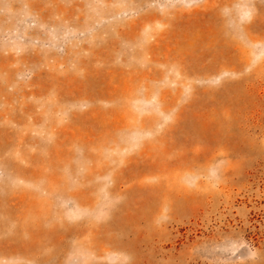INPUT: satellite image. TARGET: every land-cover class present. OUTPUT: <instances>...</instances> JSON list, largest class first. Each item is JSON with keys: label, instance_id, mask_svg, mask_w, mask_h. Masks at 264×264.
I'll return each mask as SVG.
<instances>
[{"label": "rangeland", "instance_id": "374dc122", "mask_svg": "<svg viewBox=\"0 0 264 264\" xmlns=\"http://www.w3.org/2000/svg\"><path fill=\"white\" fill-rule=\"evenodd\" d=\"M0 264H264V0H0Z\"/></svg>", "mask_w": 264, "mask_h": 264}]
</instances>
